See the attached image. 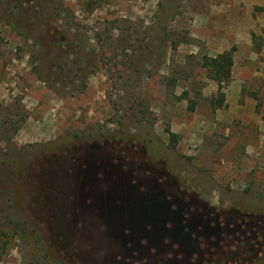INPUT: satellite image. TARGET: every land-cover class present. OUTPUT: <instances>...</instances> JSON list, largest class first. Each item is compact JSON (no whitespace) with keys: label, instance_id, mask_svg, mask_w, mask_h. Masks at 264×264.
Wrapping results in <instances>:
<instances>
[{"label":"rangeland","instance_id":"1","mask_svg":"<svg viewBox=\"0 0 264 264\" xmlns=\"http://www.w3.org/2000/svg\"><path fill=\"white\" fill-rule=\"evenodd\" d=\"M153 186L264 227V0H0V264H155L116 229Z\"/></svg>","mask_w":264,"mask_h":264},{"label":"flooded vegetation","instance_id":"2","mask_svg":"<svg viewBox=\"0 0 264 264\" xmlns=\"http://www.w3.org/2000/svg\"><path fill=\"white\" fill-rule=\"evenodd\" d=\"M151 192L142 195L138 224L129 225L123 218L116 229L122 233L123 244L131 245L130 251L154 259L155 264H206L213 262L214 256L220 260L233 254L253 257L264 248V227L257 222L253 224L258 226L256 230L245 228V217L238 211L187 201L184 193L177 197L154 186ZM128 201L117 208L127 209ZM104 208L109 215L113 207L106 202ZM126 213L124 210V216ZM125 218L128 221V215Z\"/></svg>","mask_w":264,"mask_h":264},{"label":"trees","instance_id":"3","mask_svg":"<svg viewBox=\"0 0 264 264\" xmlns=\"http://www.w3.org/2000/svg\"><path fill=\"white\" fill-rule=\"evenodd\" d=\"M50 15L51 14H49V16ZM27 21H28L27 24H34V23L36 24V19H32L31 21L30 20H27ZM18 30L24 36H26L28 38H32L30 36V34L28 33L29 30H28V28H26V26L23 29H18ZM70 30H72V28ZM64 46H68V49H67L68 51H67L66 57H65V55L63 56L61 53H60L61 55L60 54H58V55H60V57H62V58L65 59V58H68L70 56L69 53L72 54V50H76V48H75V45L74 44H71V43H69V45L68 44H65L61 48H63ZM77 56L79 57L80 56V53L77 54ZM233 65H234V53H233V51H226V52H224V53L216 56L215 58H206L205 59L204 66L206 67L210 78L213 79L214 81H216L218 83V101L219 102H222L224 100L223 95H222L223 94V89H224L223 86L231 78L232 70H233ZM89 70H90V68H89ZM89 70H87V71H89ZM255 204H257V205L262 204L263 205V208H264V204L263 203L258 202V203H255ZM11 206H12V209L18 211L14 207V204L11 205ZM40 212H42V213H41V215L39 214L37 216L38 217L37 218L38 219V222L40 221V218H42L41 221H48V219L46 218V217H48L47 212H46V206L45 207L42 206L41 209H40ZM17 216H18L19 220L21 219L20 220L21 222L20 221H17L18 222V223H16L17 226H22V229L23 230H26V228H27L26 226L28 224L27 221H25L22 218V216L20 215L19 212L17 213ZM36 222H37V220H36ZM262 264H264V263H262Z\"/></svg>","mask_w":264,"mask_h":264},{"label":"water","instance_id":"4","mask_svg":"<svg viewBox=\"0 0 264 264\" xmlns=\"http://www.w3.org/2000/svg\"><path fill=\"white\" fill-rule=\"evenodd\" d=\"M129 221L131 224L136 223L137 219L139 218L138 212L135 213V211H131L128 215Z\"/></svg>","mask_w":264,"mask_h":264}]
</instances>
